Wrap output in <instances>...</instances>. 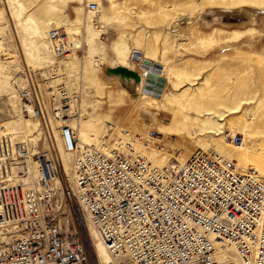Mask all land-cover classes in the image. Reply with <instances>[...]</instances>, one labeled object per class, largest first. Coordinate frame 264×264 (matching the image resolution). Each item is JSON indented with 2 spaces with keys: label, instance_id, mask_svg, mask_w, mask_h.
Here are the masks:
<instances>
[{
  "label": "rangeland",
  "instance_id": "obj_1",
  "mask_svg": "<svg viewBox=\"0 0 264 264\" xmlns=\"http://www.w3.org/2000/svg\"><path fill=\"white\" fill-rule=\"evenodd\" d=\"M89 1L98 4L95 14ZM51 26L79 29L80 48L56 59L48 40ZM121 66L140 76L125 86L128 94L110 73ZM26 75L40 90L43 119L22 113L26 104L17 91ZM59 83L75 96L71 105L79 114L71 119L92 128L90 146L113 145L134 134L144 138L153 129L151 141L158 147L145 148L139 140L133 145L156 166L182 163L201 150L243 169L247 157L264 160V127L240 133L244 114L264 112V0H0V133L38 140L40 148L50 138L60 178L74 190V157L66 154L52 113L51 95ZM201 103L224 116L199 114ZM178 112L194 118L184 137L168 132ZM36 125L39 132L30 136ZM227 132L243 138L241 146L232 143L236 151L226 148ZM74 214L81 221L76 201ZM91 237L94 248L99 239Z\"/></svg>",
  "mask_w": 264,
  "mask_h": 264
},
{
  "label": "built area",
  "instance_id": "obj_2",
  "mask_svg": "<svg viewBox=\"0 0 264 264\" xmlns=\"http://www.w3.org/2000/svg\"><path fill=\"white\" fill-rule=\"evenodd\" d=\"M87 8L96 11L97 2ZM49 39L54 54H70L64 30L51 29ZM26 77L17 91L27 105L22 113L43 119L39 89ZM56 88L54 116L62 120L64 150L74 155L75 190L60 178L50 138L40 148L38 140L0 133V264H97L88 225L108 264H226L217 258L226 246L240 264H264V178L212 151L156 166L133 145L158 147L153 129L103 149L78 146L68 122L70 93ZM226 135L242 144L241 135Z\"/></svg>",
  "mask_w": 264,
  "mask_h": 264
},
{
  "label": "bare ground",
  "instance_id": "obj_3",
  "mask_svg": "<svg viewBox=\"0 0 264 264\" xmlns=\"http://www.w3.org/2000/svg\"><path fill=\"white\" fill-rule=\"evenodd\" d=\"M89 12L92 13V14H95L97 12V10L96 11H89ZM51 29H56V26H51L49 30H51ZM65 30H66L68 41L71 43L70 44L71 45L70 54L71 53L74 54L76 52V50L78 48H80L81 33L79 32V29H76V28H72V29L71 28H65ZM48 40H49V43L51 45V41L49 39V34H48ZM43 50L50 57L52 56V52L50 51V48L48 46H44ZM70 54L66 55L65 57L57 56L56 54H54V56H55L56 59L62 60L64 58L68 57ZM52 69L54 70L55 68L52 67ZM110 73H112V75L115 78L119 79V82L121 83L120 84L121 85V90L124 93H126V94H128V92H127V89L125 88V86L126 87L134 86V83L137 80L140 79L139 74L135 73L134 71H132V70L126 68V67H122V66L118 67V69H116V70H111ZM20 82L23 84L24 81L21 80ZM56 87H61L62 89L67 90V88L61 83H59ZM56 87H55V90L57 89ZM70 98H71V100L69 102V106L71 108V111H70V114H69L68 122L70 123L71 128L73 127L72 129H73V131L75 133V136H76V143H77L78 146H90L91 144H89V142L91 141V138L93 137L92 132H91L92 128L89 127L84 122H82L80 119H77V120L76 119L75 120L71 119L72 118L71 116L76 117V116H78L79 113H78L77 109H76V111H74L73 110L74 105L73 106L71 105L72 103H74L76 101L75 96L70 93ZM227 106H229V105H227ZM25 107H27V105H25ZM212 109L213 108H211L210 105H204V104L201 103V107H199L197 110H199V112H200L199 114H204V112L208 113ZM211 112H215V110L211 111ZM222 112H221V114H222ZM52 113H53V116H54V109H53ZM215 113H218L221 116L219 111H217ZM212 114L213 113H211V115ZM223 114H222V116H224ZM256 114H257V112H256ZM256 114H254L253 112H252V114H249V115L248 114H244L243 118H245V120H243L242 123H241V127H244V128L240 131V133L245 134V132H246L245 128L247 129V132L254 133L260 127H264V112L262 114H260V115H256ZM219 115H217V116H219ZM54 118L56 120H59L58 124H59V128H60L62 120L59 119V118H56L55 116H54ZM30 119H33V118L30 117ZM34 119L39 120L37 118H34ZM171 119L172 120L170 122V126H169V129H168V132H169L170 136L179 135V136H183V137L186 136V134H187L184 129L186 127L191 126V124H192L191 122L194 120L193 117L191 118L189 115H187V116L183 115L182 116L179 112L176 113V114H172V118ZM38 132H39V127H38V125H36L33 128V130L29 131V134H30V136H33V135L37 134ZM95 135L97 136L96 132L94 133V136ZM224 141L228 144V147H226V148H228V149H230L232 151H236V147H233V144H232V142L230 140L225 139ZM242 144H243V138H242ZM241 145H237V146H241ZM94 147L98 148L96 146H94ZM103 147L104 146H102L99 149H103ZM222 152H223V150H222ZM66 154L71 156V157H74V155L71 154V153L66 152ZM71 157H70V159H71ZM59 162H60V159H59ZM60 165H61V162H60ZM73 165H74V163L72 161V166ZM243 167H244L243 169H240V168H238V169L240 171H244V170H246L248 168L253 169L259 177L264 178V160H262V161H256V160L252 161V160H250L249 157H247L245 166H243ZM73 177H74V175H73ZM73 188L75 190V183H74V187ZM88 230H89V233H90L89 234L90 237H91V233H92V235L95 236L94 238L96 239V242H97L99 238L97 236L96 231L90 225H88ZM92 240H93V238H92ZM94 246H95L94 248L96 250L95 254L97 253L98 257L100 259L99 263H98V259H97V264H108V262L110 261V258H109L107 250L105 249V246L102 243V241L99 239V244L96 245L94 243ZM97 254H96V257H97ZM217 258L221 262H224L226 264H240V260H239L237 254H236L235 249L232 246L220 247L219 250H218V253H217Z\"/></svg>",
  "mask_w": 264,
  "mask_h": 264
},
{
  "label": "water",
  "instance_id": "obj_4",
  "mask_svg": "<svg viewBox=\"0 0 264 264\" xmlns=\"http://www.w3.org/2000/svg\"><path fill=\"white\" fill-rule=\"evenodd\" d=\"M145 63H147V64H149L150 63V61H148V60H143ZM156 65V64H155ZM158 66V65H157ZM148 87V86H147ZM145 91V90H144Z\"/></svg>",
  "mask_w": 264,
  "mask_h": 264
}]
</instances>
